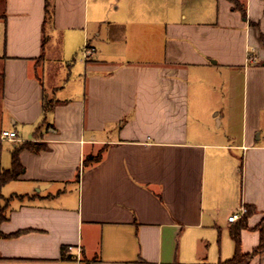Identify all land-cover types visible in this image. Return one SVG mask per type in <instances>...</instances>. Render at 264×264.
I'll return each mask as SVG.
<instances>
[{
  "label": "crops",
  "instance_id": "1",
  "mask_svg": "<svg viewBox=\"0 0 264 264\" xmlns=\"http://www.w3.org/2000/svg\"><path fill=\"white\" fill-rule=\"evenodd\" d=\"M52 5L45 23L46 0H0V173L20 144L48 147L22 150L24 173L2 188L0 264H220L243 223L251 253L264 218V0Z\"/></svg>",
  "mask_w": 264,
  "mask_h": 264
},
{
  "label": "trees",
  "instance_id": "2",
  "mask_svg": "<svg viewBox=\"0 0 264 264\" xmlns=\"http://www.w3.org/2000/svg\"><path fill=\"white\" fill-rule=\"evenodd\" d=\"M237 8L242 12L243 17L246 18L245 4L236 1ZM46 14L45 23L51 22L54 17L52 0H46ZM261 42L264 46V35L261 36ZM46 43V38L43 39L42 47L44 48ZM52 108V105L45 106V113ZM48 147L44 143L39 142H25L17 146L12 152V164L9 169L3 170L0 173V240L3 237L1 231V225L8 219L7 210L11 199L5 198L2 194V188L9 182L18 180L19 177L24 173V167L20 161V152L22 150H29L35 153L47 150ZM104 150L99 151L97 155L87 156L84 160V167L91 165L92 163L99 162L103 157ZM77 179H80V174H78ZM254 212V208L251 206L247 207V211L242 217L241 222H246L248 217ZM246 224H241L236 226L232 230V236L235 240L236 249L233 258L222 262L220 264H250L255 256L264 254V218L258 227L260 231L261 240L257 248H255L251 253H243L241 249V230L246 228ZM66 251V250H65Z\"/></svg>",
  "mask_w": 264,
  "mask_h": 264
},
{
  "label": "built area",
  "instance_id": "3",
  "mask_svg": "<svg viewBox=\"0 0 264 264\" xmlns=\"http://www.w3.org/2000/svg\"><path fill=\"white\" fill-rule=\"evenodd\" d=\"M92 52H93V50L90 47H88V46L85 47V49L83 51L84 57L88 58L92 54ZM2 138L9 139L12 141H16L18 137H17V133L15 131H4L2 134ZM237 220H238V215L234 214L231 217H229L230 223L236 222ZM70 250H72V249H70ZM76 251H77L76 259L78 262H81L82 261V248L78 246Z\"/></svg>",
  "mask_w": 264,
  "mask_h": 264
},
{
  "label": "rangeland",
  "instance_id": "4",
  "mask_svg": "<svg viewBox=\"0 0 264 264\" xmlns=\"http://www.w3.org/2000/svg\"><path fill=\"white\" fill-rule=\"evenodd\" d=\"M193 78H194V81H195V77H193ZM202 88H203V87H202ZM204 89H206V91H207V88L204 87ZM204 99H205V100L203 101V104H204V103H207V101L209 100V98H205V97H204ZM210 100H211V99H210ZM217 106H218L219 109H216V112L222 111V105H221V104H218ZM214 115H215V113H214Z\"/></svg>",
  "mask_w": 264,
  "mask_h": 264
}]
</instances>
